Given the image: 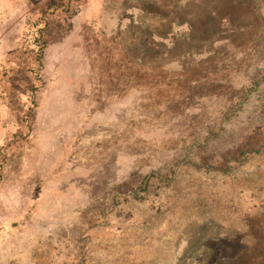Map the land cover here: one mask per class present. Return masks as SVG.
Listing matches in <instances>:
<instances>
[{"label":"rangeland","instance_id":"1","mask_svg":"<svg viewBox=\"0 0 264 264\" xmlns=\"http://www.w3.org/2000/svg\"><path fill=\"white\" fill-rule=\"evenodd\" d=\"M0 264H264V0H0Z\"/></svg>","mask_w":264,"mask_h":264},{"label":"crops","instance_id":"2","mask_svg":"<svg viewBox=\"0 0 264 264\" xmlns=\"http://www.w3.org/2000/svg\"><path fill=\"white\" fill-rule=\"evenodd\" d=\"M86 116V113L84 112V117Z\"/></svg>","mask_w":264,"mask_h":264}]
</instances>
